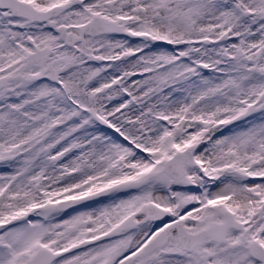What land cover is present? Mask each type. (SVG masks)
<instances>
[{
	"label": "snow or ice",
	"instance_id": "snow-or-ice-1",
	"mask_svg": "<svg viewBox=\"0 0 264 264\" xmlns=\"http://www.w3.org/2000/svg\"><path fill=\"white\" fill-rule=\"evenodd\" d=\"M0 264H264V0H0Z\"/></svg>",
	"mask_w": 264,
	"mask_h": 264
}]
</instances>
